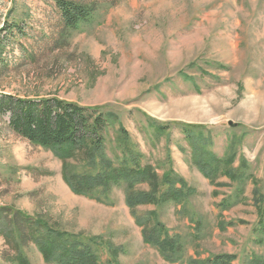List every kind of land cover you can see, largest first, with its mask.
<instances>
[{"label": "rangeland", "instance_id": "rangeland-1", "mask_svg": "<svg viewBox=\"0 0 264 264\" xmlns=\"http://www.w3.org/2000/svg\"><path fill=\"white\" fill-rule=\"evenodd\" d=\"M68 1L91 10L76 29L66 28L56 0H0V94L55 96L115 113L143 153V164L161 179L172 169L194 189L185 203L137 208L138 214L155 211L171 235L182 237L183 258L168 261L145 241L123 186L114 187L106 202L74 193L64 179L65 162L16 134L8 114L0 115V208L84 240L92 237L101 244L100 259L116 264H191L217 254H235L231 264L264 258V233L258 230L264 0ZM13 22L19 26L12 31ZM182 124L204 126L219 156L233 146L236 167L247 161L253 177L242 199L236 201L241 185L235 180L223 176L213 184L191 162ZM117 140L111 130L112 158ZM67 161L75 172L86 167L81 155ZM139 188L152 190L149 183ZM225 199L232 206L222 207ZM19 250L30 264H52L34 243L19 247L13 237L0 235V264H16Z\"/></svg>", "mask_w": 264, "mask_h": 264}, {"label": "trees", "instance_id": "trees-1", "mask_svg": "<svg viewBox=\"0 0 264 264\" xmlns=\"http://www.w3.org/2000/svg\"><path fill=\"white\" fill-rule=\"evenodd\" d=\"M56 3L67 29H76L91 17V10L81 4L68 0H56ZM10 26L13 31L19 24L13 22ZM103 109L55 96L35 99L0 94V115H9V126L16 134L32 144L51 149L65 162L64 179L74 193L95 196L98 201L106 202L114 187L123 186L126 205L136 222L143 226L145 241L155 246L166 260H182V237L171 235L166 225L156 218L155 211L138 214L137 208L148 204L185 203L194 189L172 169L167 170L161 179L152 165L143 164V153L119 122L118 116ZM180 126L193 150L191 162L213 184L223 176L235 180L241 185L236 191V201L242 199L245 185L253 177L247 161L242 159L238 167L234 165L236 154L233 146L224 156L215 153L213 139L210 134L204 133V126ZM166 128L157 126L161 132ZM111 130L118 135L114 146L115 158L107 152V134ZM78 155L85 160L86 167L75 172L70 169L67 160ZM157 182L159 188L155 187ZM144 183H149L152 190L140 189L139 185ZM262 201L258 230L264 233V197ZM232 204L230 199H225L221 206L227 208ZM3 210L0 208V235L13 237L19 247L34 243L48 263L116 264L112 259H100L98 247L101 244L92 237L84 240L76 234L53 228L41 219L35 220L24 212ZM148 222H152L150 227H146ZM221 226L224 228L225 225ZM235 258V254H217L206 260H191V264H231ZM16 264H30L21 250L16 256ZM251 264H264V258L254 255Z\"/></svg>", "mask_w": 264, "mask_h": 264}]
</instances>
